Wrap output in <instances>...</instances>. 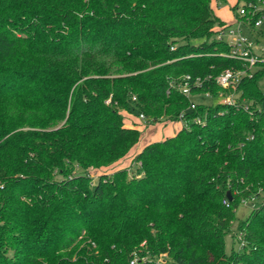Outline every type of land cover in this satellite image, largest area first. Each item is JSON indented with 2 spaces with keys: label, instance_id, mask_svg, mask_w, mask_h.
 <instances>
[{
  "label": "trees",
  "instance_id": "1",
  "mask_svg": "<svg viewBox=\"0 0 264 264\" xmlns=\"http://www.w3.org/2000/svg\"><path fill=\"white\" fill-rule=\"evenodd\" d=\"M210 2L0 0V264H264V61L238 105L191 107L179 89L189 75L192 95H227L215 77L243 68ZM231 9L254 27L264 0ZM122 110L188 124L135 154L138 175L93 182L138 142ZM243 200L244 245L226 252Z\"/></svg>",
  "mask_w": 264,
  "mask_h": 264
},
{
  "label": "rangeland",
  "instance_id": "2",
  "mask_svg": "<svg viewBox=\"0 0 264 264\" xmlns=\"http://www.w3.org/2000/svg\"><path fill=\"white\" fill-rule=\"evenodd\" d=\"M227 1V0H226ZM222 2L221 0H211L210 4L218 6L216 9L220 10V14L226 18L227 20H231L233 16V12L231 9L230 1L228 2ZM214 11V9H213ZM260 17H264V11L261 13ZM258 17V18H260ZM235 18V17H234ZM255 18V19H258ZM241 22V29L242 32L250 38L254 44V49L257 52L264 53V18L262 19V23L258 27H252L249 24L248 20H236ZM194 44H198L201 42V39H191L190 40ZM258 85L262 90H264V78H261L258 82ZM223 94L220 92L217 97H205L204 94H195L190 97L192 101L195 103H205V104H212L216 102L222 103V96ZM244 100V99H243ZM123 115V121L124 124L127 126H134L139 129L140 136L138 139V142L134 145V147L121 159L117 160L116 162L104 166V167H98V168H89L88 174L91 177V180L95 182L97 178L102 174H111L114 170L125 168L127 170L128 176H135L140 173L139 171V165L140 163L133 160V157L135 156L136 149H141L146 142L152 141L154 139H159L161 136H159V130H161L163 127L167 126L168 124H176L177 122L181 123V121H161L158 123H151L148 122L145 118L142 119L139 117V113L135 111H121ZM158 135V136H157ZM163 137L166 138L162 132ZM251 203L252 200H243L240 202L239 206L235 209V221L231 224V227L233 228L228 234L225 235L224 243H225V251L230 252L232 245L234 247H237V243L233 239L237 236L236 234V224L237 220L244 219L251 210ZM233 242V243H232ZM146 257V256H145ZM158 261L162 260L161 256L156 257ZM162 263H165V260L162 261Z\"/></svg>",
  "mask_w": 264,
  "mask_h": 264
},
{
  "label": "built area",
  "instance_id": "3",
  "mask_svg": "<svg viewBox=\"0 0 264 264\" xmlns=\"http://www.w3.org/2000/svg\"><path fill=\"white\" fill-rule=\"evenodd\" d=\"M254 10L256 11L259 9L255 8ZM238 11L241 15L246 13L245 7H240ZM263 18L264 17L258 18L254 22V27L260 26ZM216 39L227 43V45L229 46V52L225 54V56L236 59L243 63V68L225 69L215 77V82L220 87L230 91L227 95L219 96L223 98L222 103L229 105H238L239 103L237 102V99L240 95V92H238L236 88L243 77H252L255 69L257 68L258 63L264 61V53L257 52L254 49V44L252 40L242 32L241 22L239 21H236L233 25H225L223 27L218 28L216 33ZM190 81L191 78L189 77V75H186L182 78V82L179 83L180 91L189 98L192 96ZM191 82L195 86H200L202 83L199 77L193 79ZM202 94H204L205 97H212L209 92H204ZM132 98L135 99L134 96ZM106 102H108V100ZM240 104L242 105L243 109H248L249 107L245 99ZM194 106L195 102L192 101L191 107ZM139 117L142 119L145 118L141 113L139 114ZM179 121H181L182 127L187 126L188 124L183 119V113L179 115ZM194 122L200 123L201 120L199 118H195ZM223 203L228 206L225 199L223 200ZM236 240L237 248H242L244 245V241L242 239V232L237 233ZM160 256L162 257V255ZM144 258L146 257H142L141 259ZM163 260L164 259H162L161 261H157L162 263ZM129 264H139V257L136 253H133Z\"/></svg>",
  "mask_w": 264,
  "mask_h": 264
},
{
  "label": "crops",
  "instance_id": "4",
  "mask_svg": "<svg viewBox=\"0 0 264 264\" xmlns=\"http://www.w3.org/2000/svg\"><path fill=\"white\" fill-rule=\"evenodd\" d=\"M230 1V5L229 6H232L233 4H235V1L236 0H227L226 2ZM218 6L216 5H212V8L214 9V13L215 15H217L220 19H222L223 21L226 22L227 25H233L235 24V18L232 17L231 20H227L226 18H224L221 14H220V10L216 9ZM219 8V7H218ZM182 127V124L177 122L176 124H168L167 126L163 127L161 130H159V136H161L159 139H154L152 141H157V140H161L163 139V135H162V132L164 134L165 137H169V136H172L174 135L180 128ZM158 136V135H157ZM152 141H148L146 142L149 143V142H152ZM136 153L140 150V149H136ZM135 153V154H136Z\"/></svg>",
  "mask_w": 264,
  "mask_h": 264
},
{
  "label": "water",
  "instance_id": "5",
  "mask_svg": "<svg viewBox=\"0 0 264 264\" xmlns=\"http://www.w3.org/2000/svg\"><path fill=\"white\" fill-rule=\"evenodd\" d=\"M226 196H227L228 199H231V195H230L229 192H226Z\"/></svg>",
  "mask_w": 264,
  "mask_h": 264
}]
</instances>
